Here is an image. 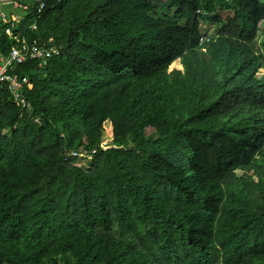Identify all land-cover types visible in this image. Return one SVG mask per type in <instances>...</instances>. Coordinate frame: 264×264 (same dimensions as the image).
<instances>
[{
  "label": "trees",
  "instance_id": "16d2710c",
  "mask_svg": "<svg viewBox=\"0 0 264 264\" xmlns=\"http://www.w3.org/2000/svg\"><path fill=\"white\" fill-rule=\"evenodd\" d=\"M18 1L0 264H264V0Z\"/></svg>",
  "mask_w": 264,
  "mask_h": 264
},
{
  "label": "built area",
  "instance_id": "2783aa9c",
  "mask_svg": "<svg viewBox=\"0 0 264 264\" xmlns=\"http://www.w3.org/2000/svg\"><path fill=\"white\" fill-rule=\"evenodd\" d=\"M34 1L39 3V10L45 8L46 3L43 0ZM0 3H12L14 6L23 9L28 8V4L21 3L18 0H0ZM0 18L2 24L5 26L6 33L14 36L16 40V43L7 53L0 54V91L5 86L8 87L13 94L14 100L22 107L27 108L28 102L24 90L27 86L32 87V83L28 76L19 75L13 70V67L33 60H42L43 63H46L49 57L59 54L60 49L53 41V38H50L47 43L38 44L36 41L30 43L24 34L14 30V28L17 29L16 21L19 18L18 15H9L7 12L1 11ZM32 27H36V25ZM205 39L208 40L209 38L205 36L202 37L201 43H203ZM1 106L2 99L0 98V108ZM104 146H107V144H104ZM71 154L78 155L76 151Z\"/></svg>",
  "mask_w": 264,
  "mask_h": 264
},
{
  "label": "rangeland",
  "instance_id": "374dc122",
  "mask_svg": "<svg viewBox=\"0 0 264 264\" xmlns=\"http://www.w3.org/2000/svg\"><path fill=\"white\" fill-rule=\"evenodd\" d=\"M1 9H6V10H10V6H5V5H0V10ZM0 25L1 22H0ZM219 27V24H214V23H209V22H203L201 25L202 31L203 33H207L209 35H214L217 32V29ZM149 132V130H148ZM103 139H104V144H108L111 142L112 140V127L111 125H107L106 130L104 131V135H103Z\"/></svg>",
  "mask_w": 264,
  "mask_h": 264
},
{
  "label": "crops",
  "instance_id": "0c3cea01",
  "mask_svg": "<svg viewBox=\"0 0 264 264\" xmlns=\"http://www.w3.org/2000/svg\"><path fill=\"white\" fill-rule=\"evenodd\" d=\"M23 2V1H22ZM5 6H10L9 4H6ZM14 6V5H13ZM10 10H7L9 13H12V14H16V15H18L19 16V12H18V10H20V7H17V6H14V7H12V6H10Z\"/></svg>",
  "mask_w": 264,
  "mask_h": 264
}]
</instances>
